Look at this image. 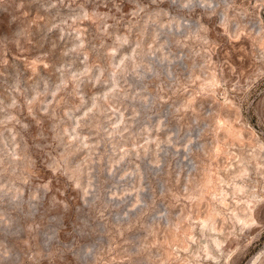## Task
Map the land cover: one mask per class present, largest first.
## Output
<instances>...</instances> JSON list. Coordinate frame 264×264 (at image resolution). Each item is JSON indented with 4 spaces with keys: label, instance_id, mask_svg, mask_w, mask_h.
<instances>
[{
    "label": "rangeland",
    "instance_id": "374dc122",
    "mask_svg": "<svg viewBox=\"0 0 264 264\" xmlns=\"http://www.w3.org/2000/svg\"><path fill=\"white\" fill-rule=\"evenodd\" d=\"M0 264H264V0H0Z\"/></svg>",
    "mask_w": 264,
    "mask_h": 264
},
{
    "label": "bare ground",
    "instance_id": "6f19581e",
    "mask_svg": "<svg viewBox=\"0 0 264 264\" xmlns=\"http://www.w3.org/2000/svg\"><path fill=\"white\" fill-rule=\"evenodd\" d=\"M225 199H226V196L224 194V195H222V200L221 201L224 203ZM254 203H255V201L253 199H251V200L248 199L246 206H248V208L252 210V206H254ZM248 214H249L248 212L245 215L243 213H240V212H237V211L234 212V215H235V218L237 219V221H240L242 223L248 222V220H249L248 217H247Z\"/></svg>",
    "mask_w": 264,
    "mask_h": 264
}]
</instances>
